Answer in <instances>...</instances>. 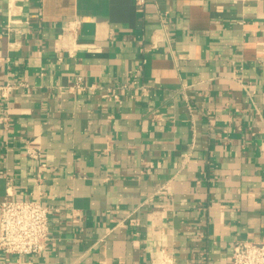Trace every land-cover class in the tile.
I'll use <instances>...</instances> for the list:
<instances>
[{"label": "crops", "instance_id": "1", "mask_svg": "<svg viewBox=\"0 0 264 264\" xmlns=\"http://www.w3.org/2000/svg\"><path fill=\"white\" fill-rule=\"evenodd\" d=\"M7 85L0 202L48 206L51 239L0 264H231L264 241V0H0Z\"/></svg>", "mask_w": 264, "mask_h": 264}, {"label": "built area", "instance_id": "2", "mask_svg": "<svg viewBox=\"0 0 264 264\" xmlns=\"http://www.w3.org/2000/svg\"><path fill=\"white\" fill-rule=\"evenodd\" d=\"M12 88L8 85L1 87L2 95L6 97V91ZM72 89L92 92L101 88L85 84L84 77L78 76ZM103 97L116 101L120 98L110 89ZM31 155L39 158L35 153ZM50 213L51 209L39 200H14L9 196L3 199L0 202V253L6 258L42 253L51 239ZM231 264H264V241L237 243L233 248Z\"/></svg>", "mask_w": 264, "mask_h": 264}]
</instances>
